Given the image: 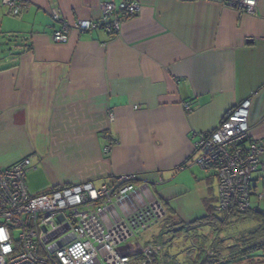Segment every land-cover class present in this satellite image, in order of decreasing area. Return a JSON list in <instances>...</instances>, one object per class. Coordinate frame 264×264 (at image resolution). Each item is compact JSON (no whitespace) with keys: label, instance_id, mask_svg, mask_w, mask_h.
Wrapping results in <instances>:
<instances>
[{"label":"crops","instance_id":"0c3cea01","mask_svg":"<svg viewBox=\"0 0 264 264\" xmlns=\"http://www.w3.org/2000/svg\"><path fill=\"white\" fill-rule=\"evenodd\" d=\"M20 2L16 16L0 5V167L29 158V193L135 174L104 224L153 199L189 224L217 197L215 171L195 161L199 135L249 99V138L264 148V0L252 13L224 0H136L118 32L69 28L65 43L52 32L120 0ZM251 184L264 211V152ZM147 231L142 241L160 243Z\"/></svg>","mask_w":264,"mask_h":264},{"label":"built area","instance_id":"2783aa9c","mask_svg":"<svg viewBox=\"0 0 264 264\" xmlns=\"http://www.w3.org/2000/svg\"><path fill=\"white\" fill-rule=\"evenodd\" d=\"M224 1L252 13L258 0ZM0 5L14 16L22 10L20 0H0ZM100 8L99 20L63 23L52 32L53 42H67L69 28L118 32L121 22L139 11L136 0H120L117 6L104 2ZM53 17L58 19L57 14ZM249 108L250 100H244L195 143L196 163L215 170L219 211L243 212L251 206L252 175L264 148L258 140H249ZM29 163L23 158L0 167V264H154L165 245L142 238L165 214L158 199L110 225L102 222V214L123 202L139 177L120 175L100 186L83 181L31 194L25 183ZM255 196L264 200L263 193Z\"/></svg>","mask_w":264,"mask_h":264},{"label":"rangeland","instance_id":"374dc122","mask_svg":"<svg viewBox=\"0 0 264 264\" xmlns=\"http://www.w3.org/2000/svg\"><path fill=\"white\" fill-rule=\"evenodd\" d=\"M6 39L7 44L5 47H9V44H13V41L16 40L15 38ZM212 190L214 193L216 192L215 184H213ZM257 223H259V218L239 220L221 227H205L201 229V234L198 232L195 238V243H198L202 250H197L191 239L187 238L186 235L173 232L167 236L164 230L159 231V226L156 225L147 232L152 235L155 234L157 241L160 243H167L171 239L170 244L165 246L164 251L161 252L159 256L161 259L157 264H197L198 258L200 260L205 258L207 248L214 249L217 252L216 258L218 260L225 259L228 263L224 264H231L237 261L238 255L236 252L239 253L246 248V243L243 242L246 231L256 226ZM243 259L245 257L241 258V260ZM239 264H248V262L243 260ZM252 264H264V253H258Z\"/></svg>","mask_w":264,"mask_h":264},{"label":"trees","instance_id":"16d2710c","mask_svg":"<svg viewBox=\"0 0 264 264\" xmlns=\"http://www.w3.org/2000/svg\"><path fill=\"white\" fill-rule=\"evenodd\" d=\"M249 140L251 139L249 138ZM136 177H139V176L136 175ZM253 195L254 194H252L251 197ZM204 211L205 213L201 218L189 224H186V223L183 224L181 221L179 223H176L171 216L166 215V217H164L165 214L161 218L162 219L161 221L165 225L171 226L173 228V232H175L176 234L186 235L187 238L191 239L192 243L194 244V247L197 250H202V247L198 245V243H195V238L197 237L198 232L201 234V231L199 230L205 227L207 228V227H212V226L221 227L226 224L239 221V220L259 218V223H257V225L254 226L253 228L246 231V237L243 240V242L246 243V248H244L239 253L236 252V254L238 255L237 261L231 264H239L243 260L247 261L248 264L249 263L252 264L254 263L256 255L258 253L260 252L262 254L264 253V211L259 210L257 208H253L252 206H250L248 210L243 211V212L219 211L217 210V197H209L206 199ZM170 240L171 239H169L167 243H160V244L168 246L171 242ZM164 249L161 252H163ZM161 252L159 253L157 257L160 256ZM216 255H217V252L214 249L207 248L206 253H205V258L201 260L198 258L197 264L228 263L225 259H223L222 261L218 260L216 258ZM241 256L245 257V259L241 260L242 258Z\"/></svg>","mask_w":264,"mask_h":264}]
</instances>
